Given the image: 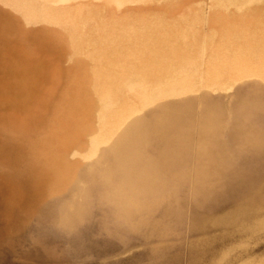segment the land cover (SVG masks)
Listing matches in <instances>:
<instances>
[{"label":"rangeland","instance_id":"1","mask_svg":"<svg viewBox=\"0 0 264 264\" xmlns=\"http://www.w3.org/2000/svg\"><path fill=\"white\" fill-rule=\"evenodd\" d=\"M170 1L182 10L168 23L203 38L210 56L154 27ZM248 9L0 0V264L264 260V55L235 70L210 58L222 50L215 23ZM96 34L108 43L102 64ZM106 68L105 89L79 94Z\"/></svg>","mask_w":264,"mask_h":264},{"label":"bare ground","instance_id":"2","mask_svg":"<svg viewBox=\"0 0 264 264\" xmlns=\"http://www.w3.org/2000/svg\"><path fill=\"white\" fill-rule=\"evenodd\" d=\"M142 1H148V0H142ZM216 5H221V3H226L227 0H212ZM246 3L250 4V9L247 10V12L243 15H232L233 18L230 17H222L215 23V31L216 34V41H214L215 45H219L222 50H220L219 53L215 54L212 58L220 59L222 61L227 62L226 64L229 65L227 68H230L231 70H235V66L237 65H249L253 61L256 62L257 59L260 58V56L264 55V5H260L264 3V0H243ZM12 3H10V6ZM181 5H178L176 3H173L172 1L169 2L168 7L163 10L164 15H155L153 18V25L154 27H162L165 30L166 36H170L173 39L177 37H181V39L184 41V44L187 48L190 50H193L194 53L200 54V55H206L210 56V52L208 51V48L206 47V42L203 38H200L197 36L195 39L192 36L188 35H180L179 32V26L180 23H168L167 17H170V14L173 13H179L182 9L180 7ZM13 9V5L11 7ZM94 17L95 14H92ZM43 17L45 20V23L48 25H51L56 28L62 29L58 24L57 20L58 17L56 13L52 10H46L43 12ZM98 17V16H97ZM197 18L195 19V21ZM146 24V22H144ZM150 26V27H149ZM110 30L111 27L107 26ZM148 28L147 30L154 28H151V25L144 26L145 28ZM142 27L140 25H136L135 31L142 30ZM153 32V31H152ZM47 36V33L45 34ZM63 31H57L56 39L62 40ZM49 38H47L48 40ZM91 49L94 51V53L101 52V57H98L97 62L100 64L104 63L102 60L103 57L106 55V47L108 46L107 41L104 42L101 39V34H96L92 37L91 42ZM69 44H72L69 42ZM235 44H239L240 52L234 54V51L232 50V46ZM116 59H114L115 65H122L126 64V56L122 53H116ZM249 60L251 62L249 63ZM248 62V63H247ZM126 71L125 68H121V72ZM193 72V71H191ZM101 76L96 77L95 81H92L90 84L87 85H79L78 86V92L81 94V92H85L84 94H89L94 88L99 89H105L109 82L111 81L112 76L107 71H102L99 73ZM99 78L102 79V81L98 80ZM188 80L187 77L184 78V81ZM81 86V87H80ZM101 86V87H98ZM169 122L168 126L171 128H174L175 130L180 129L179 124L181 123V117L179 113L174 112L172 116H169ZM178 126V127H177ZM257 226L261 229H264V220L259 222ZM242 264H264V260L258 262V263H242Z\"/></svg>","mask_w":264,"mask_h":264}]
</instances>
